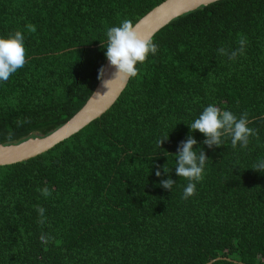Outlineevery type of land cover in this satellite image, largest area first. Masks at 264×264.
I'll return each mask as SVG.
<instances>
[{"label":"trees","instance_id":"trees-1","mask_svg":"<svg viewBox=\"0 0 264 264\" xmlns=\"http://www.w3.org/2000/svg\"><path fill=\"white\" fill-rule=\"evenodd\" d=\"M162 1L0 0V36L25 37L24 66L0 82V145L44 137L72 117L100 80L106 29L135 24ZM241 39L244 52L229 59ZM150 40L157 53L137 63L105 113L0 166V264H264V172L251 168L264 158V0L201 5ZM210 103L246 114L255 135L243 149L230 140L209 148L192 133L208 159L183 199L175 152ZM163 164L172 191L158 183L162 167L155 175Z\"/></svg>","mask_w":264,"mask_h":264},{"label":"clouds","instance_id":"clouds-1","mask_svg":"<svg viewBox=\"0 0 264 264\" xmlns=\"http://www.w3.org/2000/svg\"><path fill=\"white\" fill-rule=\"evenodd\" d=\"M105 36L106 40H101L102 48L108 65L114 68V72L111 78L104 80L105 67L102 65L98 69V79L103 81L107 90L110 82L117 77L122 80L136 77L138 74L137 63L143 64L149 54L155 55L158 50L152 40H146L140 36L129 19H123L119 25L108 27ZM24 41V34L20 30L0 36V82L7 81L11 74L24 66ZM245 43L246 41L241 39L239 41L240 48L228 54V58L235 59L238 53L242 54ZM218 52L225 54V49L220 48ZM247 124L246 114H241L238 118L230 110H221L214 103L205 106L199 115L187 124L189 133L186 139L181 140L177 146L173 167L178 177H184L188 181L183 188V199L194 195L196 184L203 178L208 159L204 147L199 151L196 150L198 143L192 133L197 130L202 133L205 139L201 144L207 145L209 148L213 145L222 146L225 140H230L233 148L239 145L243 149L247 147L250 136L255 135V129L248 127ZM168 136L169 134L156 141L158 148H161L162 141L166 140ZM161 167L167 178L159 180L158 183L163 188L172 191L176 182L170 175L173 169L170 172L165 164L158 166L155 169L157 177L162 175ZM251 168L264 172V158H258ZM41 214H43V210H41ZM49 239L50 237L46 235L42 236L41 243H46Z\"/></svg>","mask_w":264,"mask_h":264},{"label":"water","instance_id":"water-1","mask_svg":"<svg viewBox=\"0 0 264 264\" xmlns=\"http://www.w3.org/2000/svg\"><path fill=\"white\" fill-rule=\"evenodd\" d=\"M215 1L218 0H164L143 15L134 26L142 38L150 40L173 18ZM104 67V80H107L111 78L114 68L108 65L107 59ZM128 80L117 77L110 82L107 90L100 79L84 105L50 134L44 137L30 138L18 144L0 145V166L32 158L78 132L114 104L126 87Z\"/></svg>","mask_w":264,"mask_h":264}]
</instances>
